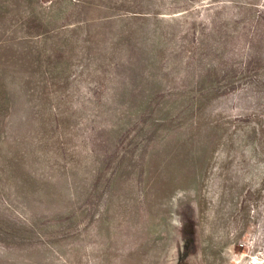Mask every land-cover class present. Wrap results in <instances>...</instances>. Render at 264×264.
Returning <instances> with one entry per match:
<instances>
[{
	"label": "rangeland",
	"instance_id": "obj_1",
	"mask_svg": "<svg viewBox=\"0 0 264 264\" xmlns=\"http://www.w3.org/2000/svg\"><path fill=\"white\" fill-rule=\"evenodd\" d=\"M0 264H264V0H0Z\"/></svg>",
	"mask_w": 264,
	"mask_h": 264
}]
</instances>
